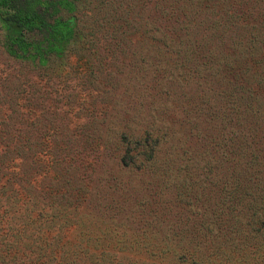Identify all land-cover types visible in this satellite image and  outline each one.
Here are the masks:
<instances>
[{
	"label": "rangeland",
	"instance_id": "rangeland-1",
	"mask_svg": "<svg viewBox=\"0 0 264 264\" xmlns=\"http://www.w3.org/2000/svg\"><path fill=\"white\" fill-rule=\"evenodd\" d=\"M78 4L82 34L44 65L9 54L0 30V178L27 166V144L49 148L47 159L67 152L52 163V191L45 186L36 193L39 206L51 203L71 213L63 222L75 224L64 229L65 239L91 248L88 264L152 258L143 245L158 254L163 248L160 264H264V227L256 231L257 223L249 222L257 213L215 205L216 193L224 194L216 188L226 181L207 172L214 168L200 155L207 144L182 120L197 105L209 111L205 104H214L217 90L226 98L232 91L226 80L197 87L208 63L199 72L197 62L160 54L151 40L152 32L166 31L182 37L170 47L228 54L237 48L234 38L258 30L264 37V0ZM154 14L168 17L157 32ZM258 53L264 64V47ZM260 78L262 99L263 69ZM127 146L132 158L125 164Z\"/></svg>",
	"mask_w": 264,
	"mask_h": 264
},
{
	"label": "trees",
	"instance_id": "trees-1",
	"mask_svg": "<svg viewBox=\"0 0 264 264\" xmlns=\"http://www.w3.org/2000/svg\"><path fill=\"white\" fill-rule=\"evenodd\" d=\"M78 6V0H0V30L7 51L15 57L37 58L39 64H46L51 54H61L82 34L84 20L77 14ZM261 13L263 16L264 12ZM262 16L258 21L259 26L262 24ZM163 17L168 18L154 14L151 24L156 32L161 29V24L164 27L168 24V20ZM176 34L168 35V32L163 31L156 36L152 32L151 40L156 51L160 54L162 51L164 54H182L179 62H197V71L201 65L208 63L203 69L211 71L198 75L195 79L197 87L206 86L209 81L215 83L217 80H226L233 95L226 98L221 90H217L214 104H205L210 107L209 111L198 110L197 105L193 109L194 114L186 112L182 116L185 123L190 122V128L197 127L200 130L197 135L203 140V145L208 146L200 154L202 158L207 156L208 165H214L207 172L214 171L215 175L218 174L226 181L216 188L219 192L224 191V194L219 193L218 196L216 193L214 203L218 207L226 206L231 210L246 208L253 214L257 213V220L254 218L249 222L255 221L256 231L262 230L264 97L260 98L263 95L260 75L264 64L259 61L258 52L264 47V37L258 30L249 36L238 37V40L234 38L237 48L224 55L204 48L181 50L180 46L170 47L173 41L174 44L181 43L182 37ZM248 76L252 77L250 81ZM207 88L212 92L215 90L212 86ZM201 90L204 91L205 87L202 86ZM23 149L29 161L27 166L20 172L10 169L4 179L0 178V264H88L86 257L91 248L78 242L69 245L65 239L67 233L64 229L75 224L74 220L68 224L63 222H67V217H72L71 213L51 203L39 206L41 199L36 193L39 187L45 186H49L52 191L56 178L52 163L57 159L65 160L67 152L61 157L53 153L47 159L45 155L49 148L38 142L35 145L27 144ZM129 150L127 146L121 154L125 164L128 163V157L132 158ZM49 193L42 197L52 198ZM202 203L205 201L202 200ZM140 247L149 251L152 258H138L140 261L131 262L123 260L120 264H160L156 257L163 252V248L158 254L147 245ZM142 248L137 250L138 253L144 252ZM98 250L105 254V249ZM190 262L203 264L195 259Z\"/></svg>",
	"mask_w": 264,
	"mask_h": 264
}]
</instances>
